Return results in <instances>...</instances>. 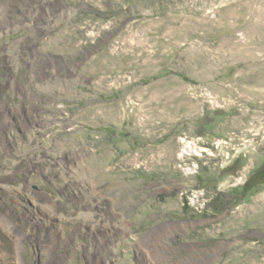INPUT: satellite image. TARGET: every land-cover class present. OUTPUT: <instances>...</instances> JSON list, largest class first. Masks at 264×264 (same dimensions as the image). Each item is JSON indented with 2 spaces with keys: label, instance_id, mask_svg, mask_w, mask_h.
Listing matches in <instances>:
<instances>
[{
  "label": "rangeland",
  "instance_id": "374dc122",
  "mask_svg": "<svg viewBox=\"0 0 264 264\" xmlns=\"http://www.w3.org/2000/svg\"><path fill=\"white\" fill-rule=\"evenodd\" d=\"M263 160L264 0H0V264H264Z\"/></svg>",
  "mask_w": 264,
  "mask_h": 264
},
{
  "label": "built area",
  "instance_id": "2783aa9c",
  "mask_svg": "<svg viewBox=\"0 0 264 264\" xmlns=\"http://www.w3.org/2000/svg\"><path fill=\"white\" fill-rule=\"evenodd\" d=\"M179 152V151H178ZM192 152H195V150L191 151V146L189 144L184 145V148H180L179 155L181 157L190 156ZM196 164V163H195ZM208 191L205 189H193L190 191V196H187V204L189 207L194 210L197 213H204L208 208V203L212 199L210 195L207 193ZM189 199V200H188Z\"/></svg>",
  "mask_w": 264,
  "mask_h": 264
},
{
  "label": "trees",
  "instance_id": "16d2710c",
  "mask_svg": "<svg viewBox=\"0 0 264 264\" xmlns=\"http://www.w3.org/2000/svg\"><path fill=\"white\" fill-rule=\"evenodd\" d=\"M264 185V160L248 175L241 189L235 193L237 199H245ZM212 203V202H211ZM214 204V202H213Z\"/></svg>",
  "mask_w": 264,
  "mask_h": 264
},
{
  "label": "crops",
  "instance_id": "0c3cea01",
  "mask_svg": "<svg viewBox=\"0 0 264 264\" xmlns=\"http://www.w3.org/2000/svg\"><path fill=\"white\" fill-rule=\"evenodd\" d=\"M263 212H264V202H263ZM258 218H262L264 220V214L263 216H259ZM257 218L254 219V222H256ZM262 235H264V231L262 232ZM258 253H255V255H257ZM254 255V256H255ZM253 255H251L252 257ZM251 264V263H250ZM252 264H256L254 261L252 262Z\"/></svg>",
  "mask_w": 264,
  "mask_h": 264
}]
</instances>
